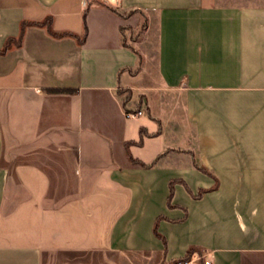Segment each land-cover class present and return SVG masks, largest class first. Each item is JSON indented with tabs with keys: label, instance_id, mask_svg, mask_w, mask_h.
<instances>
[{
	"label": "crops",
	"instance_id": "1",
	"mask_svg": "<svg viewBox=\"0 0 264 264\" xmlns=\"http://www.w3.org/2000/svg\"><path fill=\"white\" fill-rule=\"evenodd\" d=\"M129 253L264 264V0H0V264Z\"/></svg>",
	"mask_w": 264,
	"mask_h": 264
},
{
	"label": "rangeland",
	"instance_id": "2",
	"mask_svg": "<svg viewBox=\"0 0 264 264\" xmlns=\"http://www.w3.org/2000/svg\"><path fill=\"white\" fill-rule=\"evenodd\" d=\"M138 35L134 33V38H137ZM127 39V38H126ZM131 92H125L123 94V97L127 99L130 97ZM120 264H157L155 260H152L151 258H146L140 254L136 253H129V255L123 256L120 260Z\"/></svg>",
	"mask_w": 264,
	"mask_h": 264
},
{
	"label": "built area",
	"instance_id": "3",
	"mask_svg": "<svg viewBox=\"0 0 264 264\" xmlns=\"http://www.w3.org/2000/svg\"><path fill=\"white\" fill-rule=\"evenodd\" d=\"M112 1V0H110ZM141 111L140 110H137V111H126V116H135V115H138L140 114ZM176 264H199L197 259H181V260H178L176 262ZM204 264H209V261H205Z\"/></svg>",
	"mask_w": 264,
	"mask_h": 264
},
{
	"label": "trees",
	"instance_id": "4",
	"mask_svg": "<svg viewBox=\"0 0 264 264\" xmlns=\"http://www.w3.org/2000/svg\"><path fill=\"white\" fill-rule=\"evenodd\" d=\"M189 253V252H188ZM188 253L187 255L183 258L184 260L188 259ZM181 260V259H180Z\"/></svg>",
	"mask_w": 264,
	"mask_h": 264
}]
</instances>
